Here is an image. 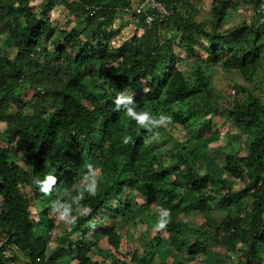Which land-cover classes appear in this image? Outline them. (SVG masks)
Instances as JSON below:
<instances>
[{
  "label": "trees",
  "instance_id": "16d2710c",
  "mask_svg": "<svg viewBox=\"0 0 264 264\" xmlns=\"http://www.w3.org/2000/svg\"><path fill=\"white\" fill-rule=\"evenodd\" d=\"M142 1L0 0V37L7 35L0 42V116L9 112L0 143V264H17L21 255L30 264H58L64 256L77 264H117L113 255L99 257L106 252L99 244L122 254L133 232L119 228L133 206L145 220L160 218L155 227L165 234L149 230L145 246H134L132 264H149L152 248L162 242L173 248L170 264H185L181 255L194 256L196 264L210 258L214 246L237 254L236 264H264V76L258 77L264 72V0H212L211 27L196 20L190 0H159L182 11L151 26L144 14L124 12ZM53 3L67 10L61 26ZM240 3L251 6V22L220 30ZM93 5L101 19L89 16ZM119 25H133L130 39L118 40ZM177 51L191 61L188 70L177 63ZM217 70L244 80L229 79L235 92L222 106L211 100ZM21 86L34 89V104L15 92ZM184 104L188 108L177 112ZM132 113L148 118L139 123ZM215 117L219 125L247 132V153L224 154L222 170L230 179L204 169L207 149L220 137ZM206 122L216 128L209 137L202 136ZM156 123L171 126L167 152L152 140ZM83 160L97 170L89 186L80 182L88 173L79 175ZM235 180L245 188L235 190ZM73 181L81 187L63 219L67 233L46 253L51 238L36 231L44 221L48 232L64 226L56 222V192ZM240 194L253 198L245 216L204 231L184 220L196 211L207 215L209 202L232 203ZM45 198L48 205L39 209ZM21 242L26 248L16 250Z\"/></svg>",
  "mask_w": 264,
  "mask_h": 264
},
{
  "label": "rangeland",
  "instance_id": "374dc122",
  "mask_svg": "<svg viewBox=\"0 0 264 264\" xmlns=\"http://www.w3.org/2000/svg\"><path fill=\"white\" fill-rule=\"evenodd\" d=\"M40 3L42 0H38ZM136 2V1H135ZM38 3H34L33 6L36 8L38 7ZM190 3L193 5L194 9L196 10L195 13L197 12L196 20L198 22H204L207 23L209 27H211V21L215 17V13L212 11V0H190ZM54 4V3H53ZM185 6V5H184ZM234 6V5H233ZM38 9V8H37ZM250 9L251 6H248L246 4L240 3V8H233L231 7L228 10V13L230 14L228 17H226L225 22L221 27L219 28L220 30H225L228 28L236 27L244 22H251V14H250ZM186 8H184V11ZM64 8L60 5L54 4L53 6V11H52V16L54 14H58V17H60L59 24L61 26V23L65 22V17L66 15ZM186 12V11H185ZM61 15V16H60ZM59 19V18H58ZM55 22V20H53ZM2 22H0V25ZM58 25V23H56ZM55 24V26H57ZM59 26V25H58ZM121 27V28H120ZM119 34H118V40L120 42H123L126 38L130 39V36H132V30H133V25L130 27L127 26H120L119 25ZM129 37V38H128ZM7 40V35H2L0 37V42L3 44ZM176 53H179L178 58H177V63L179 64L180 68H184V70H188V68L191 67V61L187 59V55L185 52H179L177 51ZM25 59V58H23ZM211 72V71H210ZM264 76L263 70H260L259 76L262 78ZM239 81L241 83L244 82L243 78H241L240 74L235 73V72H226L224 70H217L216 74L214 75L213 79L210 80V86L215 87L214 89L216 92H213V98H211L213 104H218L219 106H222L223 98L228 97L229 94H233L232 88H231V83L229 79ZM240 78V79H238ZM44 88L47 86V83H43L42 85ZM46 89V88H45ZM23 91V98L25 99L26 102H31L34 104L35 97H34V89L33 88H27L23 89L22 86L21 88H18L15 92L17 94H20V91ZM16 105H13V108ZM183 106H178L176 107V111L179 112L180 108L183 107V110L186 107ZM226 106V104H225ZM16 109V107H15ZM172 112V111H171ZM175 112V111H174ZM189 114L186 112H183V117H187ZM8 117H9V112L5 111L2 113L0 116V143L2 142L1 137L4 135V130L6 128V123L8 122ZM220 121L222 119L220 117H215L214 123L216 128L218 127V131L220 134V137L215 143H212L209 145L207 149V160L204 162V169L206 170L207 173L214 175L215 177H222V178H227L230 179V176L227 175L226 173L223 172L222 170V164H224V154H231V153H240V154H245L247 153V147L243 146L244 145V139L245 137L242 138L244 134L247 132L244 130H238V131H232L233 129L231 127H227L224 125H219ZM153 131H152V140H157L159 141L160 147L162 148L160 152H167V149L170 150L171 147L173 146V141L169 137V129L171 126H169L166 123H156L153 124ZM215 128V129H216ZM215 129L210 128V123L206 122L204 123L203 126V137H209L211 133L215 131ZM162 133H166L164 136ZM159 147V148H160ZM81 172H79V175L84 174V172L88 169V173L84 176V178L80 181L84 185H88L90 182L89 178L91 177H96L97 176V170L93 168V165L90 161L83 160L82 165H81ZM97 180L95 179V183L93 185H97ZM235 190H240L244 189L246 184L243 181L235 180ZM81 185L77 182H70L69 186L63 189H59V191L56 192V194L61 196V202L57 204L55 212L56 216H58V220L56 221L57 223L59 222V225L64 226H58L57 230L53 232H48L46 229L45 225L46 222L44 221L42 224V229L36 231V236H41L43 235L44 238H51L49 245H48V251L46 253H49L51 249L55 248V244L53 239L56 237H59L61 235H65L67 232V221L63 222V219L68 216V214L74 210V208L70 209V202H71V194L77 189L80 188ZM135 195V192L133 193ZM233 202L232 203H223L220 205L218 201H213L209 202L208 204L211 206V210L209 213L201 214V212L196 211L192 212L189 214L187 217H185V221H187L190 225V228L193 230H206L209 229L210 226H222L224 224L225 219L227 218H235L239 214L242 216H245V205L247 203L251 204L253 201V198H249L247 195H242L240 194L239 196H234L233 197ZM44 202H40L38 204L39 209H44L45 206L48 205V200L45 198L43 200ZM114 210H118V205L113 207ZM108 214V213H107ZM106 214V215H107ZM263 220H264V213H263ZM63 217V219H61ZM36 221H38L40 218L37 216L34 217ZM125 219L122 221L120 224L121 227L119 228L122 230V233L128 232L132 233L130 240L126 241V246L123 248L122 247V254L117 255L116 253L114 254H109L108 246L106 243L103 241L99 244L101 248L105 249L106 252L101 253L97 252L99 257H104V258H111L112 255L113 257H117L120 262L117 264H132V254H133V248L136 245H141V248L145 246L146 240L149 238L147 235V232L151 230L153 233L152 235H160L161 237H164L165 232L160 228V230L155 227V221L157 219H160L158 217L156 218H150L148 220H145L143 215L139 212V209H137L135 206L131 207V209L125 214ZM66 220V219H65ZM72 220V219H71ZM140 220H143L144 222L140 224ZM65 224L67 226H65ZM93 225V224H92ZM90 225V226H92ZM164 232V233H163ZM94 233V232H93ZM93 233H91L90 237H94ZM95 239L99 240V237H94ZM5 242V241H4ZM3 244V242L0 244V246ZM11 245V244H9ZM155 246L157 250H154L152 248L151 250V258L149 259V264H170L173 263L171 254L173 252V248L170 244L166 242H162L160 244H156ZM158 246V247H157ZM20 247H25L26 244L21 242L20 244L16 245V250H19ZM240 248H244L241 246ZM229 252V251H228ZM226 252L223 248L220 246H214L212 247L211 253H210V258H201L199 262L196 264H236V262L240 261V258H238V255H230V253ZM262 254H264V250L261 251ZM9 252L7 253V255ZM15 254V253H14ZM17 256L18 252H17ZM180 260L185 262V264H195V257L193 256H179ZM97 259V258H96ZM27 258H23V255L19 256L17 260V264H30L29 261H26ZM243 260V258H242ZM58 264H77L73 260H71L69 257L64 256ZM174 264L175 261H174Z\"/></svg>",
  "mask_w": 264,
  "mask_h": 264
},
{
  "label": "built area",
  "instance_id": "2783aa9c",
  "mask_svg": "<svg viewBox=\"0 0 264 264\" xmlns=\"http://www.w3.org/2000/svg\"><path fill=\"white\" fill-rule=\"evenodd\" d=\"M101 9L98 6H88L87 11L90 17L95 18L97 16L98 10ZM182 11V7L179 4H175L173 7H168L164 3L159 0H143L140 3H136L132 5V7H126L124 9L125 13L130 14H144L145 15V23L151 26L154 21H163L170 19L176 13ZM97 18V17H96ZM101 19V18H97ZM232 92H235L232 90Z\"/></svg>",
  "mask_w": 264,
  "mask_h": 264
},
{
  "label": "clouds",
  "instance_id": "9594fccd",
  "mask_svg": "<svg viewBox=\"0 0 264 264\" xmlns=\"http://www.w3.org/2000/svg\"><path fill=\"white\" fill-rule=\"evenodd\" d=\"M135 4H136V3H135ZM135 4H134V5H135ZM131 115H133V116L135 117V119H136L139 123H143V121H144L145 119L148 118L146 113H145V114L132 113ZM162 119H163V120H166V121H169V120H170V118H167V117H162ZM88 190L91 191V192H95L94 187H90ZM61 219H63V217H61ZM158 227H163V223H159Z\"/></svg>",
  "mask_w": 264,
  "mask_h": 264
}]
</instances>
